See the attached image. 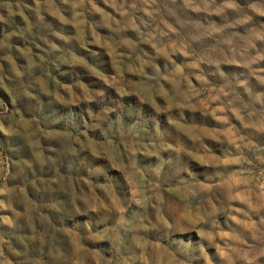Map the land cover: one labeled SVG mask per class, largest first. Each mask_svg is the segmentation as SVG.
Returning a JSON list of instances; mask_svg holds the SVG:
<instances>
[{
  "label": "rangeland",
  "instance_id": "1",
  "mask_svg": "<svg viewBox=\"0 0 264 264\" xmlns=\"http://www.w3.org/2000/svg\"><path fill=\"white\" fill-rule=\"evenodd\" d=\"M0 264H264V0H0Z\"/></svg>",
  "mask_w": 264,
  "mask_h": 264
}]
</instances>
